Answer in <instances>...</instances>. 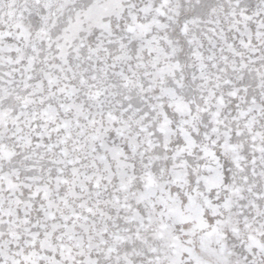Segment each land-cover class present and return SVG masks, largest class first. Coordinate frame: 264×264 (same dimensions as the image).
Here are the masks:
<instances>
[{"label":"snow or ice","instance_id":"snow-or-ice-1","mask_svg":"<svg viewBox=\"0 0 264 264\" xmlns=\"http://www.w3.org/2000/svg\"><path fill=\"white\" fill-rule=\"evenodd\" d=\"M0 264H264V0H0Z\"/></svg>","mask_w":264,"mask_h":264}]
</instances>
